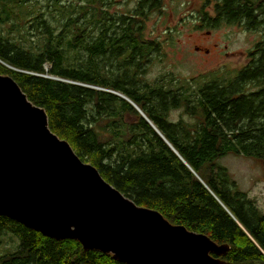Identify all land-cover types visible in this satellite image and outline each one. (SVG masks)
<instances>
[{"label":"trees","instance_id":"1","mask_svg":"<svg viewBox=\"0 0 264 264\" xmlns=\"http://www.w3.org/2000/svg\"><path fill=\"white\" fill-rule=\"evenodd\" d=\"M162 2L140 0L133 14L117 15L97 6L89 17L80 12L83 23L68 15L58 31L38 17L31 24L36 32L14 23L21 40L0 32V73L11 75L46 111L50 129L137 205L227 244L220 257L229 264H264V212L219 162L235 154L264 167V0H215L213 14L202 11L209 26L243 21L263 37L232 77L211 78L193 91L143 76L160 49L143 34L145 18ZM6 7H0V23L14 16ZM116 92L136 103L177 153ZM179 107L192 122L169 118ZM0 230L20 239L0 264H125L1 215Z\"/></svg>","mask_w":264,"mask_h":264},{"label":"water","instance_id":"2","mask_svg":"<svg viewBox=\"0 0 264 264\" xmlns=\"http://www.w3.org/2000/svg\"><path fill=\"white\" fill-rule=\"evenodd\" d=\"M116 93L175 151L136 103ZM0 215L51 238L76 239L125 264H229L220 257L227 244L173 224L115 188L50 129L46 111L16 80L1 73Z\"/></svg>","mask_w":264,"mask_h":264},{"label":"rangeland","instance_id":"3","mask_svg":"<svg viewBox=\"0 0 264 264\" xmlns=\"http://www.w3.org/2000/svg\"><path fill=\"white\" fill-rule=\"evenodd\" d=\"M139 3L140 0H0V7L5 5L14 12L9 22L0 23V32L19 41L21 34L12 25L14 23L28 24V28L36 32L31 24L33 18L38 17L58 31L68 15L83 23L80 12L89 17L95 7L101 6L112 15L133 14ZM214 4L215 0L208 4L206 0H163L158 7L160 10H153L146 16L143 34L146 39L157 40L160 49L147 65L143 74L145 80L163 79L164 85L172 89L188 86L193 91L211 78L226 80L232 77L237 69L250 62L249 51L262 39V30L235 22L222 23L218 27L207 25L201 14L202 11L213 14ZM31 39L34 44L38 43L37 37ZM169 118L193 121L183 107L172 109ZM219 162L228 169L239 189L264 212V167L252 158L235 154H228ZM19 246L17 235L0 230V256Z\"/></svg>","mask_w":264,"mask_h":264},{"label":"flooded vegetation","instance_id":"4","mask_svg":"<svg viewBox=\"0 0 264 264\" xmlns=\"http://www.w3.org/2000/svg\"><path fill=\"white\" fill-rule=\"evenodd\" d=\"M236 24H241V23H243L244 24V22L243 21H241V22H235Z\"/></svg>","mask_w":264,"mask_h":264}]
</instances>
